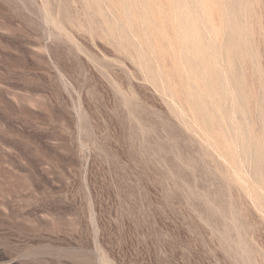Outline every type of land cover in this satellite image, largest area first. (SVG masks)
Instances as JSON below:
<instances>
[{
    "label": "rangeland",
    "instance_id": "obj_1",
    "mask_svg": "<svg viewBox=\"0 0 264 264\" xmlns=\"http://www.w3.org/2000/svg\"><path fill=\"white\" fill-rule=\"evenodd\" d=\"M0 264H264V0H0Z\"/></svg>",
    "mask_w": 264,
    "mask_h": 264
},
{
    "label": "bare ground",
    "instance_id": "obj_2",
    "mask_svg": "<svg viewBox=\"0 0 264 264\" xmlns=\"http://www.w3.org/2000/svg\"><path fill=\"white\" fill-rule=\"evenodd\" d=\"M200 1V0H199ZM209 27H210V25H209ZM251 144H253L252 142H251ZM250 146H252V145H250Z\"/></svg>",
    "mask_w": 264,
    "mask_h": 264
}]
</instances>
